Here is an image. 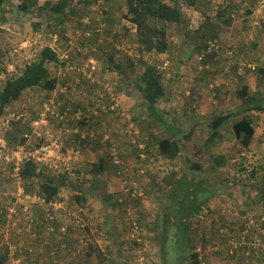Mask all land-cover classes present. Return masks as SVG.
<instances>
[{
  "label": "rangeland",
  "instance_id": "374dc122",
  "mask_svg": "<svg viewBox=\"0 0 264 264\" xmlns=\"http://www.w3.org/2000/svg\"><path fill=\"white\" fill-rule=\"evenodd\" d=\"M15 1L10 4L9 8L12 17H8L7 23L3 29L1 28L2 31L0 32V51L2 53L5 52L4 55L6 56L3 59L6 73L3 74L0 71V82L11 75L17 74L25 63L34 60L46 46L57 51L59 55L63 52L60 47L61 44L58 43L60 39L57 35L52 34V29L44 27L38 33L32 31L30 25L31 17L18 14V3H15ZM46 1L48 0H38V6H42ZM165 1L169 4L171 1L178 4V9L181 13L183 9L187 13L182 15L183 21L180 24L166 25L169 42L167 52L164 54L143 52V57H140L141 59L139 58L135 62V68L131 67L132 70L126 68L127 63L124 58H119L122 62L117 58L123 66L124 72L121 73L123 76L115 71L111 73L105 72L106 74L98 80L101 81L104 77L103 80L108 78L110 82L117 81L119 91L117 93L121 101L120 112L124 114L123 119L118 121L115 117L116 115L109 116L107 124L104 125V122H101L98 126L97 123L101 121L104 113L101 112L93 115L92 105L94 97L92 93L87 92L89 88L88 84H85L83 81L81 82V80L78 83L72 84L70 96L68 99L61 100V103L70 106L77 100L76 102L81 107L87 105L88 109L85 106V109H87L85 110L86 114H90L91 119L93 117L98 118L92 124V131L95 133L96 130H110L111 132L119 130L123 136L125 132L126 134H133L135 128L129 121L133 115L138 116L144 110V107L147 106V103L135 89V84L143 72L144 67L141 65V61H143L147 64H154L160 73L164 72L163 87L165 96L157 104L158 110L164 114L163 120L172 124L175 130L178 131L177 138L184 137L186 132L192 127L195 133L190 136L189 141L180 143L181 152L177 159L171 162L159 160L160 162L151 166L144 165L145 158L141 156L143 144L139 146L131 144L128 136L116 142L119 144L120 151H122V157L124 158L122 160L126 164L127 171L125 174L129 179L127 181L115 175V169L109 167L108 161L105 159L108 148L107 144L101 143L96 147H90V144L84 145L81 151H79L80 155L78 158H75L73 164L67 168V174L63 175L64 182L70 185V187H62L60 190V198L65 203L62 208L60 206H54L53 208V215L56 216V220H60V218L63 220L62 212H64L63 209H66L75 212L76 218H80L83 226L81 230L75 229L70 231L68 228L63 244L69 250L60 259V264H124L126 260L131 263L135 261L139 264H179L178 250L175 246L177 241L173 239L176 231L163 223V215L170 213L172 207H176L172 201L174 191L172 188H169L170 193H167L169 189L163 185V188H166V191L163 193L161 187L167 179V174L175 173L176 177L181 181L183 175L190 172L189 168L191 164L195 162L197 164L200 163L203 168L199 172L192 173V175L201 176L206 182L210 180V183H213L216 188L215 196L211 198L204 212L195 218V220L199 221V224L196 225V221L194 220V225L192 226V235L194 237L192 239L198 238L202 248L207 246L215 247L213 249L207 247L206 251L200 249L199 254L201 258L206 256L209 264H225L223 260H219L218 263L211 262L214 255H206L205 253L215 252L222 248L214 246V243H223L220 239L222 233L225 236H229L227 232L234 225H237L238 221H241L239 215L242 212L241 210L245 212V215H250L252 218L256 219L258 217L259 220L261 216L264 219L263 204L261 210L258 208V203L255 205L258 191L245 187L241 190L242 185L246 184V180L243 178L245 174L240 172L237 167L229 168L241 163V159H237L236 163H234L235 160L231 161L233 165L221 169L219 172H213L210 169L213 166L208 167L210 164L208 154L202 158L199 156L198 158L195 157L203 146V134H208L211 131L210 124L213 117L218 114H229V112L237 109L241 104V100L234 95V91H238L240 88L239 76L229 69V59L224 57L225 50L234 49L236 54H243L245 57L251 59L249 61L256 66L258 63L255 58L264 62V33L260 29L264 21V0ZM227 5H231L233 8L231 13L232 23L230 26L222 25L220 27L221 31L219 39H217L218 44H220L219 48L224 53L222 52L212 62V65H203L198 59L200 55L189 56L192 46H194L191 42L194 39L192 37H195L196 30L205 22L206 17L210 18V20L214 19L217 12L226 8ZM115 6L121 7V10H117L113 5L111 11L113 10L114 15L122 17L126 11V0H117ZM248 9L251 11V15L246 14ZM90 15L91 18L95 16L94 13ZM81 21L79 16H75L72 21L66 24V34L72 39V42L79 43L82 39H85L82 33L76 30L77 27L75 28L76 24L79 25ZM46 23L47 18L42 17V25L46 26ZM114 33H118L117 39L110 38L105 42L110 43L116 40L115 45H119V49L122 50H116L117 54H125L123 51L129 49V47L131 48L133 46L131 42L136 41L135 33H128L126 35L118 27L114 29ZM255 39H258L261 46L254 52L247 49L250 47H236L234 43L253 42L252 40ZM87 43L92 44L95 42ZM13 50H16V53ZM102 68H105V63L100 64L99 73L102 72ZM52 72L58 71L52 69ZM70 72L77 75L75 71ZM73 73L71 74L74 77ZM208 84L218 85L214 90L217 94L215 98L212 97L213 92L209 91L210 87ZM196 86L200 88V91L195 89ZM99 91L100 88L94 92L95 95ZM192 94L194 97L191 96ZM263 95L264 87L263 94L260 96ZM43 96V92L40 93L37 90L32 92L35 102L39 101V99L42 100ZM124 122L130 123L129 125L127 124L126 131L122 129ZM52 126H56V124ZM222 129L220 130L221 133L228 130L226 127ZM157 132L160 134L159 131ZM109 134H107L108 137ZM162 137L165 138V136ZM62 138L64 146L68 149L66 152H72L71 149L75 148L76 145L74 140H70V136L68 137V134L65 133H62ZM224 138L229 141L217 143V146L211 148V154L231 156L236 153V142L234 140L231 141L233 133L229 132L225 134ZM131 142L134 141L131 140ZM137 142H139L138 139ZM258 148L255 147L250 151L251 153L247 154V161L243 162L246 168L251 169L253 166L258 165L257 160L260 159ZM191 150H193V154L190 153ZM100 159H103L104 170L96 175L91 174L90 170L93 169V166H98ZM146 174L149 176V179L144 176ZM262 175H264V172H262ZM2 177L5 178L7 175L5 173L3 176L0 175V186L4 187V190H0V192L7 194L6 197H3V204L6 206L7 198L11 197L12 187L11 181L8 179L4 180ZM234 178H236V183L234 182ZM254 179L250 178L248 183L252 184ZM52 180L58 183L59 177ZM75 185L81 186L82 192L86 197L87 201L83 208L74 206V202L72 201L74 192L71 190V187ZM104 196L119 198V202H124V207L112 210L108 203L104 202ZM69 202H72L70 206L68 205ZM256 208L258 209L256 210ZM37 212L38 216L42 214L41 209H37L34 212L36 218ZM142 213L145 215L144 218H141ZM214 219L217 220L213 221ZM139 221L141 222L139 223ZM66 222H68V219H66ZM72 222L73 220L68 222L71 227ZM137 223L141 225V228L138 227ZM221 223L225 225V227L221 228H226L227 230L218 229L222 231L218 235V231L212 230L210 226H221ZM154 225L158 226L157 231H152ZM16 227L17 224L12 228ZM27 234L32 236L31 233ZM36 234V238L30 242L31 255H21L18 258L8 256L9 264H58V257L52 256L51 252L54 248H58L59 251L63 249L55 246L54 243H48L47 239L44 240L45 235L41 238L39 233ZM39 241L41 242L38 244L37 242ZM134 243L138 245L136 250H133ZM89 244L93 245L94 250H96L95 254L100 252L103 257L97 258L92 256L91 259L84 261L83 257H81L82 254H78V250L80 246L87 249ZM259 244L258 253L264 254V243L259 242ZM32 246H35V248H32ZM222 246L224 247L225 244ZM159 250H161V254L163 252L162 258L158 256ZM134 255H137V259ZM84 257H86V252L84 253ZM143 258L145 259L144 261H142ZM252 262L264 264V257L260 260H252ZM185 264H187L186 261Z\"/></svg>",
  "mask_w": 264,
  "mask_h": 264
},
{
  "label": "trees",
  "instance_id": "16d2710c",
  "mask_svg": "<svg viewBox=\"0 0 264 264\" xmlns=\"http://www.w3.org/2000/svg\"><path fill=\"white\" fill-rule=\"evenodd\" d=\"M13 1L15 0H0V32L2 31L4 25L7 23L8 19L12 17L9 12V8L10 4ZM97 1L98 0H48L42 6H38V0H16L15 3H18V14L25 17H31L30 25L32 31L38 33L44 27L47 29H52V34L57 35L60 39L58 43L61 44V50L65 52L69 48L68 42L71 41L69 36H67L66 34V24L69 21H72L73 17L75 16H79L82 20L87 15L88 10H90V8H92L97 3ZM107 2L109 3V0ZM178 7V4L173 3L172 1L169 4L165 0H126V9L128 13L127 18L131 23L134 24L136 29V41H133L131 43L136 45L137 49L140 52H154L155 54L166 53L169 47L166 25L180 24L183 21V14L178 9ZM114 8H116L117 10H121V7L119 6H114ZM232 11V6L227 5L226 8H223L222 10H219L217 12L214 19L210 20V18L208 17L205 18V22L196 30L195 37H192L194 39H192L191 42L194 44V46H192L191 52L189 53L190 57L195 56L196 54H203L204 58L202 59L201 63L203 65H212V62L215 61V59L223 52L222 49L220 50L219 48L220 44H218L217 39H219V34L221 31L220 27L222 25H231ZM111 14L112 12L109 11L108 15ZM246 14L251 15V11L248 9ZM42 17L47 18L46 26L42 25ZM101 19L102 20L100 22H104L105 24L109 25V27L105 30L106 32L104 33L106 41L110 38L117 39V35H113V28L118 25L120 19L114 18L109 20L108 17H102ZM89 20L92 21L91 25H97L99 23L96 18H90ZM75 28L80 32H84L87 29L93 31L91 27H84L81 22L79 23V25L76 24ZM260 29L261 32L264 33V21L262 22ZM128 32V29H124V34L127 35ZM252 41L253 42H250V48L247 49L254 52L255 50H258L261 45L259 44L258 39ZM87 42H95V39L91 37L89 38V40H82L79 43L76 42L75 45L77 46V48H79V50L75 48L76 51L74 49V56L72 57H80V53H82L81 50L87 48V45L96 46V52L94 54L91 53V55H93L95 59L100 62V64L105 63V68H102V72L97 75L99 80L101 76L105 75L108 72L111 73L112 71L119 72L120 75L123 76V74L121 73L124 72V69L119 62V58L125 59V62L127 63L126 68H130L131 70V67L135 68L136 61H134L130 56H128L127 54H117L115 48L116 40L110 43L104 42L101 45L98 43L96 44V42L92 44H89ZM209 42L214 43V47L216 48L211 49L210 44L208 46ZM209 48L210 52L208 51ZM13 51L15 53L16 50ZM228 51L229 49L225 50V58H228ZM4 53L0 51V71L3 74L6 73V70L3 66V59L4 57H6ZM58 57L59 55L57 51L46 46L39 52L34 60L25 63L17 74L11 75L10 77H7L0 82V121L7 115L8 112L14 113L16 115H21V118L19 120H12L8 129L3 133L10 146L16 147L24 144V135L31 132V123L37 120L39 117L42 100L48 99L54 88H56L58 84L59 86L61 85L58 78L56 77V74L52 72V69H57L58 67ZM255 59L258 63L257 67L248 68L247 65L242 64L240 60L246 61L248 63L251 59H249L248 57L241 58L238 56L234 59L235 63L231 62L229 64V69L232 72H238L240 69H243L245 76L253 74V76L260 78L264 82V62H262L260 59ZM141 65H143L144 68L142 74L139 77V80L135 84V89L147 103V106L144 107V110L138 116L133 115L131 117L129 122L135 128V132H133V134H126L125 132L123 136L121 134L122 132H120L119 130H114L113 132H111L110 130H96V133L94 132L93 134L94 137L90 138L89 132L93 130L92 124H94L98 118L93 117V119H95L93 120L91 119V117L89 119L83 117L79 122L74 120V114H76L78 111H82L83 114H86L85 110L88 109L87 105H83L81 107L80 104L76 102V100L70 106L62 104V107L59 110L60 116H63L64 119L59 125L64 129L63 133L68 134V137L70 136V140H74L76 144L75 148L71 149V151L79 152L81 151V148L86 144H90V147L99 146V144L101 143L107 144L108 148L105 159H107L109 167L115 169V175H118V177H121L125 181L129 180L127 175L125 174V172L127 171L126 164L125 161L122 160L124 159L122 157V151H120L119 144H117L116 142L123 140L128 136L130 139L129 142L131 144H136L138 146L140 144H143L141 156L145 158L144 165L151 166L160 162L159 160H163L164 162H171L177 159L181 152L180 143L189 141L188 139L190 138V136L194 135L195 133L192 127L189 131L186 132L184 137L177 138L178 131L175 130L172 124L163 120L164 114L157 108L158 102L165 96V90L163 87L164 73H160L154 64L151 65L141 61ZM240 78L242 77H239V79ZM84 83L88 84L89 88L87 92L92 93L93 97L96 98L97 96L94 92L98 91V88H100V86L97 83L92 84L91 82L87 81H85ZM204 85L206 86V84ZM195 89L197 91H200V88L198 86H196ZM35 90L40 93L43 92L44 96L42 97V100L39 99V101L37 102L34 101L32 92H34ZM71 92V88H68L65 94L60 95V99H68ZM193 92L195 91L193 90ZM248 92L249 89L245 86H243L241 91H236L237 98L245 104L244 106H247V109L242 110L243 112H246L244 113L246 115L243 117L238 116V123H235L232 126L231 130H227L226 132H224L225 134L229 132L233 133V138L231 141H236V153L232 154L231 156L216 155L210 153L211 148L217 146V143L222 141H229L225 140V134L221 133L220 130L223 127L225 128V123L236 116L234 114H218L215 115L211 121L210 133L203 134V146L195 157L198 158L199 156L200 158H202L206 156V154H208L210 161L209 168L210 166H213V168H210L211 171L217 172H219L221 169H225L233 165L231 161L235 160L234 163H236L237 159H241V163L235 164L229 168L232 169L237 167L240 172H243V174H245L243 178H245L246 184L242 185L241 190H243L244 187L253 189L252 185L248 183L249 179L258 177V172H260L262 178L260 181H257L258 183H256L254 189L257 188L258 195L264 202V175H262V172H264V166H261V168L253 166L251 169H248L244 166L243 163L244 161H247L246 154L252 150V146L254 145L255 140L256 123H254V120L257 116L252 114V112L264 113V97H258V99L252 96L248 97ZM191 96L194 97L193 94ZM105 98L106 112L104 113L103 117H101V121L97 123L98 126L101 122H104V125L107 124L109 116L116 115L115 117L118 121L120 119H123L120 114H116L117 112L109 110L110 100H108L107 95H105ZM85 106H87V109H85ZM239 114L240 113H237V115ZM49 121L50 127H52L53 124H58L57 120L55 119ZM129 122L123 123L124 127L122 129L124 131H126L128 127L127 124H130ZM76 130H78L77 133H75ZM157 131H159L160 134H158ZM106 134H109L108 140L103 141V138ZM162 136H165V138H163ZM137 139L139 140V142H137ZM131 140H133L134 142H131ZM113 145H115V147L118 149V156L123 162V165L120 167L114 166L111 162L109 149ZM190 153L193 154V150H191ZM37 168L38 167H35L33 164H27L21 171V177L24 180L26 192H35L38 196L44 199L46 203L62 202L63 200H61L60 198V190L62 187H70V185L67 184V182H64L65 180H63V176H60L59 182L55 183L52 179L56 177L47 173L45 169H41L40 171ZM202 168L203 167L200 163L197 164V162H195L191 164L189 168L190 172L188 174H184L181 178V181L176 177L175 173L167 174V179L161 187L163 193L166 191V188H163V185H165L167 186V189L172 188L174 191L173 194L176 195H173L172 198V201L175 203L176 207H172L170 213L163 215V223L176 231V235L173 239L177 241V244L175 246L178 250L179 264L185 263V261L187 262V264H200V254L195 253V250L198 247H200L203 251H206L207 247H211L213 249L212 246L202 248L198 238L192 239V226L194 225L195 218L204 212V209L208 206L211 198L215 196L216 192L215 185L213 183H210V180H207L208 182H206L203 177L195 176L194 174L192 175V173L196 171H201ZM103 170L104 162L103 159H100L98 166H93V169L90 170V173L96 175ZM144 176L149 179V176H147V174ZM234 182L236 183V178H234ZM170 189L167 193H170ZM71 190L74 192L72 199V201L74 202V206H80L81 208H83L87 200L84 196V193L82 192L81 186H72ZM103 199L104 202L108 203L112 210L124 207V202H119V198L116 199L114 196H104ZM71 204L72 202L68 203L69 206ZM256 204L257 203H255V205ZM241 211L242 212H240L239 214L241 217V221H238L237 225H234L230 230L228 228L229 232L227 233L229 234V236H225V234L222 233L220 239L223 241V243H214V246L222 248L220 250L218 249L216 252L205 253L206 255H214L211 262L214 261L218 263L219 260H223L225 263H230V261L233 262L234 260L238 261L241 255H244L246 252H250L247 257L250 261L260 260L264 257V254L258 253V247L260 246V244L257 243V240L260 243H264V226L261 228V231L251 229L248 230L247 234H245V221L246 219H248V216L245 215V212L243 210ZM144 217L145 215L142 213L141 218ZM216 220L217 219H214L213 221ZM195 221L196 225H198L199 221ZM140 222L141 221H139V223ZM139 223H137V225L139 228H141V225ZM58 226H60V224ZM214 227L215 231H217L221 227H225V225L224 223H221V226ZM68 228L69 230H71L72 227L69 226ZM221 229L227 230L226 228ZM157 230L158 226L154 225L152 231ZM39 231L40 230L36 228L35 232L39 233ZM42 232L45 231L42 230ZM238 234H241L238 240L241 241V239L243 238L245 245L238 248V253L236 251L233 255H230L229 250H231V247L229 246V244L225 245L224 247L222 245L227 243L229 240L231 241L234 238H237ZM135 239L138 241L137 238ZM234 240L236 241V239ZM51 241L53 242L52 238ZM255 244L257 245L254 246ZM87 247L88 251L83 246H80V249L78 250V254H82L81 257H83L84 261H86L87 259H91L92 256H95L97 258L103 257L100 252L95 254L96 250H94L93 245L89 244ZM136 247L138 248V245L137 243H134L133 250H136ZM68 250L69 248L65 247L62 251H56V256L59 259L58 264H60V259ZM85 252L86 257H84ZM162 254L161 250H159V258L163 257ZM23 255L26 256L31 254H28L27 251H25L23 252ZM160 255L162 256L160 257ZM135 258L137 259V255L135 256ZM144 260L145 259L143 258L142 261ZM0 264H9V258L6 248L0 250ZM124 264L139 263L135 261L131 263L126 260ZM201 264H209L206 256H204V258L202 259Z\"/></svg>",
  "mask_w": 264,
  "mask_h": 264
},
{
  "label": "built area",
  "instance_id": "2783aa9c",
  "mask_svg": "<svg viewBox=\"0 0 264 264\" xmlns=\"http://www.w3.org/2000/svg\"><path fill=\"white\" fill-rule=\"evenodd\" d=\"M106 1L108 0H98L91 8V10L96 13V20L99 22L97 25H91L89 17H86L81 21L84 27H91V29H93V31L87 29L86 31L81 32L83 38H85L82 40H89V38L93 37L95 42H100L98 43L100 45L106 41L104 33L109 25L104 22H100L102 20L101 18L104 17ZM125 27L131 33L136 32L135 27L130 24L128 26L125 25ZM115 28H117V26L113 28V35H115ZM116 35H118V33ZM70 40L71 41L68 42L69 48L67 51H63L60 55L58 54V67L56 69L58 72H55V74L61 85L59 86L58 84L57 87L54 88L48 99L42 100L39 117L31 123V132L24 135V144L12 147L3 135V133L8 129L10 122L12 120H19L21 115L8 112L7 115L0 121L2 130H0V175L3 176L5 173L7 177H2V179L10 180L12 187L11 197L7 198V214L4 210V200L0 199V224H3L0 225V250L6 248L7 254L10 257L18 258L23 255V252L25 251H27L28 254L32 253V250L30 249L31 247H26L22 236L27 233H31L32 236L30 239L34 240L37 236L35 232L36 228L46 230L53 239L55 246H59L60 249L65 248L63 243L65 236L67 235L68 227L70 226L68 222L73 220V228L77 227L79 229H83L81 220L76 218V214H74L75 212L73 211L71 212L63 209V221L60 222L59 220H56V216L53 215V208L54 206H60V208H62L65 202L46 203L45 200L36 193L26 192L24 180L21 177V171L27 164H33L35 167H38L37 169L40 171L41 169H45L47 173L54 177L63 176L67 174V168L72 165L74 159H77L79 156V152L76 151L66 152L68 149L64 147L62 142V133L64 129L61 128L58 132H53L49 126V120L55 119L58 124L64 120L63 116H60L59 114V110L62 105L60 95L65 94L68 88H71L72 90V84L78 83L80 80L81 82L87 81L92 84L97 83L101 90L96 93L97 97L94 98L93 101V115L106 112L105 95H107L108 100H110L109 110L117 112L116 114H120L122 118L124 117V114L120 112L121 101L119 100L117 93V81L115 80L110 82V79L108 78L103 80L104 77L101 81H98L99 79L97 75L99 73L100 62L97 61L93 55H91V53L94 54L96 52V46L87 45V48L81 50L82 53H80V57L73 58L72 56L74 55L72 54L77 46L75 45L76 42H72L71 38ZM115 48L117 51H122L119 49V45H115ZM210 48H216L214 47V43H210ZM77 49L79 50V48ZM123 52L130 56L134 61L139 60L140 57L142 58L144 54L143 52H140L134 44L131 48L129 47V49H126ZM247 67H250V65H247ZM70 71H75L77 75ZM71 73L74 74V77ZM83 117L89 119L91 116L90 114H83L82 111H78L74 114L75 121L79 122ZM77 132L78 130L75 131V133ZM89 134L90 138L94 137L93 131H90ZM107 140L108 135L106 134L103 141ZM109 150L112 164L118 167L122 166L123 162L118 156L119 151L115 145L111 146ZM6 195L7 194L0 192V197H6ZM37 209H41V215H43L42 219L38 217L36 218L34 212ZM18 210L21 211V215H19ZM12 216L15 218L14 221L10 220ZM247 218L248 219L245 221V234H247L248 230L251 229L261 231V228L264 226L263 218H260L259 220H255L251 216H248ZM66 219H68V222H66ZM56 222H59L60 224L57 228L52 225ZM20 223L25 225V232H23L18 226ZM15 224H17V227L12 228ZM219 232L222 233L221 230H219ZM40 242L41 241L37 243L39 244ZM257 243H259L258 240ZM228 244L231 247V250H229L230 255H233L240 246L245 245L243 238L240 242L237 240L235 241L234 239L231 241L229 240ZM256 245L257 244L254 246ZM32 248H34V246H32ZM57 250L58 248H54L51 255L56 256ZM249 253L246 252L244 255H241L245 264H251L247 258Z\"/></svg>",
  "mask_w": 264,
  "mask_h": 264
},
{
  "label": "crops",
  "instance_id": "0c3cea01",
  "mask_svg": "<svg viewBox=\"0 0 264 264\" xmlns=\"http://www.w3.org/2000/svg\"><path fill=\"white\" fill-rule=\"evenodd\" d=\"M234 43L236 44V47L239 46V47H242V48H244V47L247 48V47L250 46V42H244V43L234 42ZM239 80H240V82H239V85H240L239 91H241L242 88H243V86H245V87H247L249 89L248 97L252 96V97H254L256 99H258V97H260V98H263L264 97V95L263 96H260L259 95L261 92H262L261 94H263V87H264V82L260 78H258L256 76H253V75L252 76L247 75L244 78H240ZM226 85H228V84H226ZM234 95L236 96V91H234ZM244 105L245 104L241 101V104H240V106L237 109L229 112V114H234L236 116L233 117L232 119H230L227 123H225V127L228 130H231L232 129V126L235 123H238V121H239L238 120L239 119L238 116L239 117H243V116L246 115V114H244L246 112H243L242 111L244 109H247V106H244ZM61 107H62V105H61ZM237 113H240V114L237 115ZM252 114H254L255 116H257V117H255L256 119L254 120V123H256V132H255L254 145L252 146V149H254L255 147H257V148L259 147L258 148V151L260 152V159L257 160V164H258L257 167L261 168V166H264V154H263V152H264V113L252 112ZM61 128H62V126H60L59 124H56V126H52L50 129L53 132H58L59 129H61ZM62 142H63V139H62ZM253 152H256V151H253ZM227 153H228V151H227ZM249 153H251V152H249ZM249 153H247V154H249ZM229 154H230V152H229ZM247 154H246V156H247ZM255 155H258V154H255ZM213 172H216V171H213ZM261 178H262V176L260 175V172H258V177H255V179L253 180L254 183L252 182V184H250V185H252V188L253 189L256 186V183H258L257 181H260ZM257 186H259V185H257ZM249 189H251V188H249ZM0 190L3 191L4 190V187H1L0 186ZM255 190H257V188H255ZM256 197H257L258 200L256 199L255 200V203H258V205H259V203H260V197H259L258 194H257ZM0 199L4 200L3 197H0ZM262 204H264L263 201H262ZM7 208H8L7 206H4V210H5L6 214H7V210H8ZM36 211L37 210H35V212ZM18 213H19V215H21V211L20 210H18ZM36 214L38 216V212ZM14 219L15 218L11 217L10 220H13L14 221ZM0 221H1V219H0ZM59 221L61 222L63 220H61V218H60ZM0 225H3V224H0ZM55 225L56 226L59 225V222H57ZM18 226L21 228V230L23 232L26 231L25 225L23 223L18 224ZM38 230H40L39 231V235H40L41 238L45 235V239H47L50 243H52L51 236L48 234V232L46 230L41 229V228H38ZM42 230L45 231V232H42ZM73 230H75V228H71L70 231H73ZM30 237L31 236L28 235V234H25V235L22 236V239H23V241H24V243H25V245L27 247H30V245H31L30 242L33 241L32 239H30ZM34 248H35V246H34ZM195 251L198 252L199 251V248H197ZM225 264H244V263H239V261L235 260V261H233L231 263L227 262ZM251 264H258V263L257 262H252Z\"/></svg>",
  "mask_w": 264,
  "mask_h": 264
},
{
  "label": "clouds",
  "instance_id": "9594fccd",
  "mask_svg": "<svg viewBox=\"0 0 264 264\" xmlns=\"http://www.w3.org/2000/svg\"><path fill=\"white\" fill-rule=\"evenodd\" d=\"M189 2V1H188ZM116 3H117V0H109V3L106 1V10L104 11V18L105 17H108V19L109 20H111V19H114V18H119L120 19V22L118 23V25H116L118 28H120V29H122L123 31H124V29H126V27H125V25L126 26H128L129 24L130 25H132L133 27H135L134 26V24L133 23H131L130 22V20L127 18V16H128V13H127V9H126V11L124 12V14H123V16L122 17H119V16H116V15H114L113 14V10L111 11V9H112V6L114 5H116ZM190 3V2H189ZM194 5V4H193ZM192 5V6H193ZM187 9V8H186ZM109 11H111L112 12V14L111 15H108V12ZM91 13H94L95 14V16H94V18H96L97 16H96V13L93 11V10H91V8H90V10H88V12H87V15L84 17V18H86V17H89V18H91ZM182 14H187L186 12H184V9L182 10ZM83 18V19H84ZM82 19V20H83ZM91 23H92V21H91ZM94 26H95V24H94ZM128 33H131L130 31L128 32ZM136 33V32H135ZM209 44H210V42L208 43V46H209ZM51 48V47H50ZM236 49V48H235ZM209 52H210V48H209V50H208ZM207 51V52H208ZM230 52L227 54V56H228V58H229V63H235V58L236 57H241V58H244L245 56L243 55V54H240L239 53V55L238 54H236V52L234 51V49H231V50H229ZM204 58V55L202 54V55H200L199 56V60L200 61H202V59ZM241 61V63L242 64H245V65H250V67H248V68H252V67H257L256 65H254V63H252L251 61L250 62H246V61H243V60H240ZM258 65V64H257ZM157 68V67H156ZM200 68V67H199ZM158 70V69H157ZM228 72V71H227ZM232 72V71H231ZM161 73H164L163 71L161 72ZM236 73V75L237 76H239V77H242V78H244L245 77V73H244V70L243 69H240L238 72H235ZM209 87H210V90L213 92L212 94H213V96L212 97H214L215 98V96L217 95L215 92H214V90L216 89V87H218V85L217 84H210L209 85ZM237 97V96H236ZM253 182V181H252ZM254 183V182H253ZM24 185H25V183H24ZM25 189H26V186H25ZM31 193H35V192H31ZM261 206V207H260ZM263 206H264V204H263ZM258 208H260V210L262 209V200H261V198H260V203H259V205H258ZM258 208H256V209H258ZM72 212V211H71ZM247 216H250V215H247ZM259 216H260V214H259ZM38 218H40V219H42L43 218V216H37ZM254 218V217H253ZM259 218H262L261 216L259 217ZM80 219V218H79ZM255 219V218H254ZM255 220H258V217L255 219ZM57 223V222H56ZM56 223H54V224H52L53 225V227H58V225L56 226L55 224ZM240 223H242V222H240ZM239 223V224H240ZM73 226L74 225H72V228H73ZM210 228L212 229V230H214L215 231V227H212V226H210ZM75 229H77V230H81V229H79V228H75ZM218 231V234H219V230H217ZM134 232V231H133ZM235 239V238H234ZM239 234H238V237H237V241L238 242H240L239 240ZM199 240V239H198ZM48 241V240H47ZM48 243H50L49 241H48ZM53 243V242H52ZM228 243V242H227ZM227 243H225V245H228ZM199 248V250L201 249L200 247H198ZM213 248H215V247H213ZM217 251V250H216ZM215 251V252H216ZM195 253H198L199 254V251L198 252H196L195 251ZM202 259L203 258H201L200 256H199V260H200V264H201V262H202ZM243 258L242 257H240V259H239V263H244L245 264V262H243ZM249 262L250 263H252V261H250L249 260ZM185 264V263H184Z\"/></svg>",
  "mask_w": 264,
  "mask_h": 264
}]
</instances>
